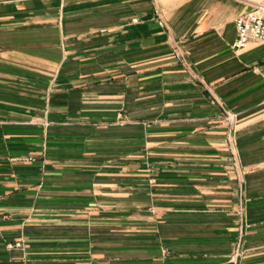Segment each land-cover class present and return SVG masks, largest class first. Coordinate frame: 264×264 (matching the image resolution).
<instances>
[{
	"label": "crops",
	"instance_id": "0c3cea01",
	"mask_svg": "<svg viewBox=\"0 0 264 264\" xmlns=\"http://www.w3.org/2000/svg\"><path fill=\"white\" fill-rule=\"evenodd\" d=\"M248 10L0 0V264H264V42L232 46Z\"/></svg>",
	"mask_w": 264,
	"mask_h": 264
},
{
	"label": "built area",
	"instance_id": "2783aa9c",
	"mask_svg": "<svg viewBox=\"0 0 264 264\" xmlns=\"http://www.w3.org/2000/svg\"><path fill=\"white\" fill-rule=\"evenodd\" d=\"M158 24L164 28L165 24L162 21L160 13H156ZM236 39L233 43V48L236 50L244 49L248 44L253 42H264V2L255 4L251 9L237 16L235 19ZM174 56L178 60H183L185 54L180 51L179 46L174 44ZM226 120L232 124V116H227ZM14 247H19L16 243ZM9 245V248L13 247Z\"/></svg>",
	"mask_w": 264,
	"mask_h": 264
},
{
	"label": "rangeland",
	"instance_id": "374dc122",
	"mask_svg": "<svg viewBox=\"0 0 264 264\" xmlns=\"http://www.w3.org/2000/svg\"><path fill=\"white\" fill-rule=\"evenodd\" d=\"M249 9H251L255 4L262 3L264 0H241Z\"/></svg>",
	"mask_w": 264,
	"mask_h": 264
}]
</instances>
